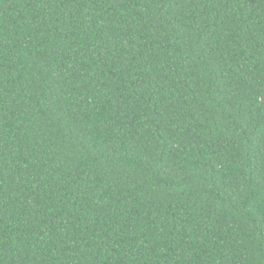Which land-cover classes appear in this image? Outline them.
<instances>
[{
  "label": "trees",
  "instance_id": "trees-1",
  "mask_svg": "<svg viewBox=\"0 0 264 264\" xmlns=\"http://www.w3.org/2000/svg\"><path fill=\"white\" fill-rule=\"evenodd\" d=\"M0 264H264V0H0Z\"/></svg>",
  "mask_w": 264,
  "mask_h": 264
}]
</instances>
